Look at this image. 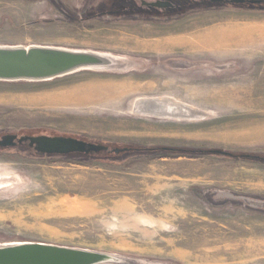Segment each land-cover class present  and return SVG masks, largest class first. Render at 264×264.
<instances>
[{"label":"rangeland","instance_id":"1","mask_svg":"<svg viewBox=\"0 0 264 264\" xmlns=\"http://www.w3.org/2000/svg\"><path fill=\"white\" fill-rule=\"evenodd\" d=\"M207 1L174 18L83 22L91 0H0V47L119 59L112 70L0 81V140L55 135L110 147L0 150V246L55 245L120 264H264V209L255 207L264 205V52L164 45L196 47L224 18L263 17L264 6Z\"/></svg>","mask_w":264,"mask_h":264},{"label":"water","instance_id":"2","mask_svg":"<svg viewBox=\"0 0 264 264\" xmlns=\"http://www.w3.org/2000/svg\"><path fill=\"white\" fill-rule=\"evenodd\" d=\"M212 3L235 5H264V0H213ZM159 6L164 3L157 4ZM119 59L98 52L79 51L54 47H0L1 82H44L65 77L84 70H112ZM155 105V104H154ZM157 105H160L157 103ZM33 149L38 156L70 154H99L110 147L97 142H86L79 137L45 135H6L0 148L18 146ZM129 148L115 149V154L131 152ZM212 154L230 156L226 152ZM246 158L258 159L250 155ZM264 209L263 203L257 206ZM121 259L105 254L59 247L41 243H19L0 246V264H120Z\"/></svg>","mask_w":264,"mask_h":264},{"label":"crops","instance_id":"3","mask_svg":"<svg viewBox=\"0 0 264 264\" xmlns=\"http://www.w3.org/2000/svg\"><path fill=\"white\" fill-rule=\"evenodd\" d=\"M216 34H223L226 36L225 41H227V43L224 42L225 44L223 47L216 46L218 50L229 49L228 52H249L250 54L245 56L247 59H259L260 53L264 52V16L257 17L251 13H246L236 18H224L220 27H213L208 32L200 33L197 38L195 37L197 40L196 47L195 44L193 47V45L185 43L186 40L182 41L179 39L164 43V45L168 46L172 43L174 46L184 49V51H187V49H192L194 51L208 49V47L200 46H207L208 43L212 45L216 44V42L218 43L220 37ZM218 50L214 49L211 50V52ZM204 51L209 52V50Z\"/></svg>","mask_w":264,"mask_h":264},{"label":"flooded vegetation","instance_id":"4","mask_svg":"<svg viewBox=\"0 0 264 264\" xmlns=\"http://www.w3.org/2000/svg\"><path fill=\"white\" fill-rule=\"evenodd\" d=\"M184 1L185 0H91V5L89 6L83 22L99 19L112 21L123 18L137 20L174 18L178 17L185 10L195 9L196 6L208 3L207 0H190V5L186 6ZM212 1L213 0H211V2ZM160 2L165 5H157ZM19 147L21 146L19 145ZM3 149L4 148H0V150Z\"/></svg>","mask_w":264,"mask_h":264},{"label":"trees","instance_id":"5","mask_svg":"<svg viewBox=\"0 0 264 264\" xmlns=\"http://www.w3.org/2000/svg\"><path fill=\"white\" fill-rule=\"evenodd\" d=\"M220 4H223V5H231V6H247V4L245 5H235V4H226V3H220ZM261 6H264V5H261ZM261 6H255L256 8H260ZM131 149V148H129ZM140 149L137 153H135L136 155H140V154H148V155H151L152 157L156 156V155H161V154H166L165 152H170L168 149H164V148H161V149H158V148H149V149H142V148H138ZM133 150V149H131ZM175 153H172V154H179V151H174ZM188 155L187 156H194L195 154L194 153H187ZM85 160V159H84ZM87 162V161H86Z\"/></svg>","mask_w":264,"mask_h":264},{"label":"bare ground","instance_id":"6","mask_svg":"<svg viewBox=\"0 0 264 264\" xmlns=\"http://www.w3.org/2000/svg\"><path fill=\"white\" fill-rule=\"evenodd\" d=\"M232 32V31H231ZM235 32V31H234ZM220 34V33H219ZM219 34H216L217 36L219 35ZM216 35H213V36H216ZM219 37H220V40H219V42L217 43L216 42V44H214V45H218V44H222V46L220 45V47H223L224 46V44L225 43H227V41H225L226 40V36H224L223 34L222 35H219ZM228 39V38H227ZM225 42V43H224ZM210 45H212V44H210ZM213 45V46H214ZM226 48V47H225ZM155 106V105H154ZM155 108V107H154ZM5 183V182H4ZM210 249V248H209ZM201 250V249H200ZM224 251V250H223ZM201 252H204V251H201ZM215 253V252H214ZM205 258H209V259H213L210 255H203Z\"/></svg>","mask_w":264,"mask_h":264}]
</instances>
